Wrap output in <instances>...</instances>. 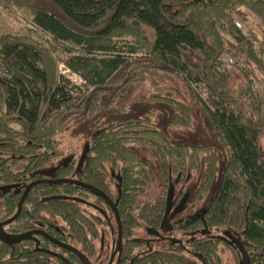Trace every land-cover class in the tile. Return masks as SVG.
<instances>
[{"label":"trees","instance_id":"obj_1","mask_svg":"<svg viewBox=\"0 0 264 264\" xmlns=\"http://www.w3.org/2000/svg\"><path fill=\"white\" fill-rule=\"evenodd\" d=\"M25 1L26 18L33 27L52 43L77 49V54L67 50L70 58L66 67L75 73L82 71L87 89L77 92L69 80L50 74L41 50L33 42L19 38L1 42L0 57L12 61L13 71L6 78L0 77V188L12 186L0 191V221L15 215L25 188L41 179V174L63 156L58 135L115 102L124 107L133 104L128 102L130 90L146 80L152 96L139 97L135 104L161 106L165 109L164 123H156L153 110L121 117L106 126L94 122L87 159L81 161L82 171L76 170L73 161L60 168L55 179L79 176L81 183L115 200L123 236L128 238L135 226H149L152 221L147 215H153V209L136 207L161 208L165 204L164 196L143 199L156 177L139 152L145 150L167 182L172 176L183 183L191 174L199 175L195 204L208 197L216 184L208 203L209 229L221 227L235 235L250 264H264V150L258 144L264 134L263 101L259 102L262 109L245 115L242 104L228 91L229 78L218 71L221 53L214 40L207 38L202 21L209 9L229 0ZM250 1L264 13V0ZM209 23L215 30V21L210 19ZM235 33L236 45L243 43L240 32ZM122 35L136 40L111 42ZM96 55L102 58L93 64ZM251 55L241 57L240 63L252 78L264 83V66ZM170 77L183 83L207 117L214 138L226 153L225 162L208 147L187 145L176 135L190 125L192 114L184 102L171 97L175 90L165 86ZM197 84L205 87V99L193 89ZM14 122L21 125V132L10 128ZM111 172L119 176L118 193L112 189ZM78 190L82 189L72 184L33 187L10 228L23 231L61 218L71 227L77 222L80 232L72 234L86 237L91 229L87 213L80 209V216H75L73 210L62 209L83 205L81 201L86 198ZM92 203L102 207L100 200ZM216 247L208 242L198 251L209 264H222ZM10 252L0 244V264H11ZM232 253L234 264H240L241 254ZM174 261L179 262L177 258Z\"/></svg>","mask_w":264,"mask_h":264},{"label":"rangeland","instance_id":"obj_2","mask_svg":"<svg viewBox=\"0 0 264 264\" xmlns=\"http://www.w3.org/2000/svg\"><path fill=\"white\" fill-rule=\"evenodd\" d=\"M25 3V0H0V44L3 40L14 38L33 42L41 50L45 60L44 67L50 74L57 78L60 75L63 76L71 82L72 86L76 87L77 92L79 90L85 91L87 87L82 77V71L75 73L66 67V62L70 58L67 50L69 49L77 54V49L54 44L47 35L33 27L26 18L28 11L24 8ZM210 19H213L216 23V32L209 23ZM202 21L205 22L207 38L214 40L215 47L221 53L218 71L229 78L228 91L231 94L233 93V97L242 104L246 116L251 114L250 111H254L253 114H255L258 108H261L259 106L261 100L263 101L264 110V83H258L255 78H252L245 66L240 63L241 57H245L247 53H252L251 56L264 66V13L262 8L250 0H229L224 5L209 9L205 16H202ZM235 30L240 32V36L244 39L243 43L236 45L234 40L237 38L238 33H235ZM135 40L136 38L131 35H122L121 37H113L111 42L122 44L126 42L134 43ZM101 58L102 56L96 55L92 59V63L94 64L95 60ZM11 64L12 61H3L0 57V77L6 78L10 75V71H13V68L10 67ZM165 86L175 90L171 97L184 102L190 108L192 114L190 125L187 128H181L176 135L181 137L187 145L208 147L221 158L222 162H225L226 153L214 138L207 117L190 95L189 90L175 77H170ZM193 89L196 94L205 99L206 89L202 84L194 85ZM224 89L227 91L226 88ZM145 96H152V92L149 82L142 80L134 85L128 96V102L134 101V105L124 107L120 106L119 102H115L112 106L100 111L92 119L79 126L70 127L69 130L58 135L57 140L60 142V151L63 156L53 163L47 173L61 163H65L67 158L73 159L75 166L78 165L79 161H82L80 157H83V152L89 148L94 134L91 129L94 122L106 126L115 123L121 117L141 115L145 110H153L157 116L156 118H158L156 123H164V120H166L165 109L161 106L135 104L136 99ZM1 115L2 109L0 108ZM10 128L16 132L22 131L21 125L16 122L11 123ZM258 144L264 150V134L260 136ZM139 152L156 174L154 183L146 190L143 198L145 201H151L158 194L165 196V191L170 187L174 199L181 193V197H188V204H194L193 195L200 181L199 175L193 173L183 183L172 176L170 182H167L166 177L159 172L157 164L150 159L149 154L142 149H139ZM116 174L117 172L114 173V175ZM216 187L215 184L212 192L199 205L209 203ZM221 257L222 264H234L233 253L228 248L224 249Z\"/></svg>","mask_w":264,"mask_h":264},{"label":"flooded vegetation","instance_id":"obj_3","mask_svg":"<svg viewBox=\"0 0 264 264\" xmlns=\"http://www.w3.org/2000/svg\"><path fill=\"white\" fill-rule=\"evenodd\" d=\"M87 155L88 149L83 152V157H80L82 162L87 159ZM73 161L67 158L65 163L53 168L50 174H41V179L32 182L58 180L55 179V173ZM76 170L82 171L80 161ZM114 173L111 172L112 189L118 193L119 176L115 177ZM78 177L62 179L79 181ZM80 188L82 190H78V193H84L85 196L82 197L86 198L81 201L83 205L64 206L62 209L73 210L75 216H80V209L87 213L86 216L90 218L88 224L91 226V229L86 231L87 236L83 238L74 236L72 233L80 232L79 224L74 222L71 227L69 221L60 217L58 222H40L28 230L20 231L15 227L10 228V225L15 224L19 218L21 210L18 218L6 226L5 231L11 235L34 233L32 239L16 245L10 246L0 241L1 245L11 250L9 254L11 264H85L77 253L83 255L88 264H209L198 251L208 242L217 246V256L221 258V262V255L225 248L240 253L235 245V241L239 239L235 235L221 227L209 229L207 220L210 207L208 204H188V197H181V193L176 199L171 189L165 191V196L155 195L153 199L164 196L165 204L161 208L136 207L137 209H153V215H147L151 216V224L135 226L131 236L124 238L116 201L103 193L112 202L111 205L102 197ZM97 200H100L102 207H97L92 203ZM117 218L120 223L121 240H119ZM72 228L74 230H71ZM24 243L27 245H23ZM31 251L36 255H32ZM30 256H35V258L29 259ZM175 258L178 259V263H175Z\"/></svg>","mask_w":264,"mask_h":264},{"label":"water","instance_id":"obj_4","mask_svg":"<svg viewBox=\"0 0 264 264\" xmlns=\"http://www.w3.org/2000/svg\"><path fill=\"white\" fill-rule=\"evenodd\" d=\"M38 184H72V185H77V186H80L90 192H92L93 194L99 196V197H102L103 199H105L107 202H109V204L112 205V202L98 189L90 186V185H87V184H84V183H81L79 181H74V180H70V179H58V180H44V181H35V182H32L31 184H29L22 196H21V199L19 201V204H18V209H17V212L16 214L11 217L10 219L4 221V222H0V241L6 245H16V244H19L21 243L22 241H25V240H29V239H32V235L34 232H31V233H26V234H22V235H11V234H8L6 231H5V227L10 225L11 223H13L19 216L21 210H22V207L25 203V200L29 194V192L31 191V189L35 186H37ZM12 189V186H5V187H1L0 188V191H5V190H10ZM114 206V205H113ZM114 208V207H113ZM115 210V208H114ZM117 223H118V230H119V240H121V229H120V223H119V219L117 218ZM235 245L237 246V248L239 249L240 253L242 254V262L241 264H250V261L248 259V255L244 249V246L243 244L239 241V240H236L235 241ZM81 258L82 260L84 261L85 264H88V262L86 261V259L83 257V255H81L80 253H77Z\"/></svg>","mask_w":264,"mask_h":264}]
</instances>
